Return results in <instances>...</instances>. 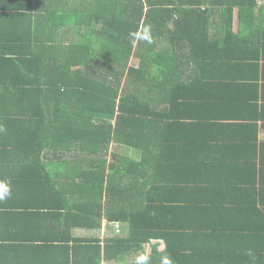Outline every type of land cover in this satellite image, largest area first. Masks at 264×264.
Instances as JSON below:
<instances>
[{
    "label": "trees",
    "instance_id": "1",
    "mask_svg": "<svg viewBox=\"0 0 264 264\" xmlns=\"http://www.w3.org/2000/svg\"><path fill=\"white\" fill-rule=\"evenodd\" d=\"M257 2L0 0V115L44 114L45 130L23 137L91 164L72 184L81 192L53 185L64 201L56 206L71 204L75 225L97 227L104 216L126 222L128 236L114 240L119 251L130 254L163 238L169 264H191L196 255L189 250L211 235L195 233L191 218L213 202L235 215L211 228L226 250L235 248L238 214L255 209L264 191L251 160L256 153L232 151L243 129L218 135L243 115L236 106L246 107L229 91L233 82L225 78L232 77L222 65L234 51L235 9L248 25ZM222 181L228 198L212 201L206 191Z\"/></svg>",
    "mask_w": 264,
    "mask_h": 264
},
{
    "label": "crops",
    "instance_id": "2",
    "mask_svg": "<svg viewBox=\"0 0 264 264\" xmlns=\"http://www.w3.org/2000/svg\"><path fill=\"white\" fill-rule=\"evenodd\" d=\"M257 7L262 8L264 14V0H258L255 10ZM238 9H235L231 42L234 51L226 55L222 66L224 75L232 77L225 78L227 82H233L229 91L244 97L246 107L238 104L236 112L243 115L229 119L225 130L218 135L227 137L229 132L239 127L243 129L242 132L239 130L242 135L232 144V151L256 153L251 160L257 167L258 183L264 191V15L258 9L257 12L254 10L251 22L243 25ZM211 23L213 21L209 26ZM259 24L260 28H257ZM160 38L165 39L162 35ZM165 43L169 44L167 40ZM256 54H259L258 62L250 61ZM6 76L10 74H4ZM8 81L11 84L12 79ZM37 113L34 114L37 117L11 112L0 115V189L7 187L11 193L0 199V203L6 204V208L0 210V264H123V261L137 264L150 257L152 261L147 264H169L162 252L166 249L165 239H151L143 244L141 250L126 254L119 251L121 243L114 242L119 237L128 236L129 225L126 222L113 221L104 216L100 226H79L74 224V212L68 207L71 204L67 208L62 206V209L56 206V200L59 201L57 204L64 201L55 193L54 182L62 184L64 191H76L72 184L80 180L83 167L91 164L78 161L73 151L68 152L65 148L56 150L39 142V137L36 140L24 138L31 137L33 134H29L34 128L38 132L45 130L41 122L44 114ZM49 118L46 115V120ZM206 194L212 201L228 198L224 181L219 182L216 190L210 189ZM261 199L256 202L255 209L249 208L245 214H238L243 218L240 237L232 240L231 243L236 246L230 251L225 249L221 239L216 238L218 231L211 228L219 225L223 218L230 219L235 215L223 213L222 209L218 211L211 202L212 209L192 217L191 229L195 233L210 230L211 235L198 249L189 250L190 256L196 255L191 256L190 263L264 264V195ZM207 203L208 206L210 202ZM204 214L206 220H203ZM222 226L227 227V224ZM108 238L113 240L107 241ZM237 246L242 251L238 252ZM155 252L162 253L154 255ZM141 258L144 259L141 261Z\"/></svg>",
    "mask_w": 264,
    "mask_h": 264
},
{
    "label": "rangeland",
    "instance_id": "3",
    "mask_svg": "<svg viewBox=\"0 0 264 264\" xmlns=\"http://www.w3.org/2000/svg\"><path fill=\"white\" fill-rule=\"evenodd\" d=\"M64 8V3H62V9ZM257 9H258V12H260V13H262L263 12V9L262 8H259V7H257ZM257 9L255 10L256 12H257ZM257 28H260V24L257 26ZM134 65H137L138 64V59H134L133 60V62H132ZM131 154H133L132 152H130ZM106 156H109V154L108 155H106ZM99 163V162H98ZM97 163V164H98ZM148 247V245H145V248H147ZM147 249H151L152 250V248H150V246H149V248H147ZM145 253H146V250L144 251Z\"/></svg>",
    "mask_w": 264,
    "mask_h": 264
},
{
    "label": "clouds",
    "instance_id": "4",
    "mask_svg": "<svg viewBox=\"0 0 264 264\" xmlns=\"http://www.w3.org/2000/svg\"><path fill=\"white\" fill-rule=\"evenodd\" d=\"M10 189L7 188V187H4L2 189H0V199H3L6 195H10ZM144 258H141V261L143 260Z\"/></svg>",
    "mask_w": 264,
    "mask_h": 264
}]
</instances>
